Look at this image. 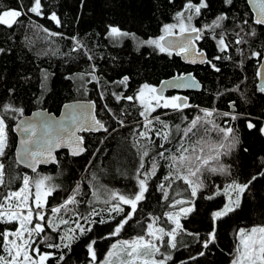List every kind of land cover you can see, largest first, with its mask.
I'll use <instances>...</instances> for the list:
<instances>
[{
  "label": "trees",
  "instance_id": "trees-1",
  "mask_svg": "<svg viewBox=\"0 0 264 264\" xmlns=\"http://www.w3.org/2000/svg\"><path fill=\"white\" fill-rule=\"evenodd\" d=\"M187 2L188 0H42L43 16L37 17L29 13L28 16L21 17L20 23L11 29L0 26V48L4 49L0 52V117L6 115L8 131V147L6 155L0 157V163L6 166V180L17 177L7 188L0 187V192L17 190L22 184L20 178L32 175L17 164L14 155L16 136L12 132V126L22 116L37 109H47L58 114L66 102L95 101L98 118L108 128V132L84 135L87 151L81 157H71L67 152H61L58 153L57 166L39 170L42 174L54 176L52 183L58 186L49 197L50 206L62 203L79 186L76 197L79 203L71 207L72 213L88 215L94 208L100 215L92 216L91 219L107 221L92 225L84 220L80 221L85 227L91 226L92 231L74 243L71 251L63 250L66 264L89 263L90 257L84 246L89 238L96 240V250L100 259H103L109 246L117 239H131L141 234L152 217L166 219L163 213L174 211L169 205L180 198L194 201L195 211L182 219L186 231L178 237L177 248L170 250L172 259L168 264H230L235 231L240 227L264 224V176L260 175L264 172V134L260 132L264 124L252 117L259 102L264 100V94L257 90L255 77L261 57L252 60L253 52L264 51V27L253 22L245 0H232L231 4H227L225 0H207L208 8L202 9V14L193 18L197 27L203 28L211 25L221 14L228 17L223 21V28L204 33V51L219 71L211 70L210 64L197 69L196 77L202 83V91L193 93L191 100L197 107L229 113V104L234 102L237 119L230 121V124L236 129L240 144L220 161L228 168L229 174L207 175L204 178L206 186L197 197H191L190 190L185 191L187 186L181 181L171 183L164 180L169 169L168 162H163L157 155L161 149L148 145L151 149L150 156L143 158L145 168L140 169L139 144H145L146 141L138 136L142 131L139 108L135 106V102H117L113 96V93L135 95L141 85H158L165 79L191 70L174 55H159L145 43L159 38L164 25L175 23V14L182 11ZM192 2L195 4L199 0ZM21 3L28 5L30 0H0V8H16ZM53 12L60 20L59 25L48 18ZM245 20L248 21L247 25L243 23ZM36 22L62 35L48 37ZM110 26L118 27L130 35L110 37ZM236 32L244 37L246 43L235 44L238 38ZM251 32H255V35H250ZM221 35L228 44V52L219 50L218 39ZM73 37L83 45L79 53L72 52L75 46ZM139 43L144 45L140 48ZM88 55L92 57L91 60L87 59ZM93 65L100 83L91 80L88 74ZM80 74H83V79L78 78ZM124 76L129 77L126 86L117 83ZM238 85L239 90L233 91ZM99 86L104 93V102L100 98ZM5 105L22 108L23 113L9 111L5 114ZM108 109H111L113 115L110 116ZM198 114V110L194 108L165 115L164 119L169 125L180 124L184 127L187 121L182 123V117L191 120ZM117 119L124 121L123 127ZM214 119L217 125L223 127L230 118L218 116ZM249 122L255 125L253 129H248ZM153 139L157 144L162 142L154 136ZM166 147L175 151L174 145ZM153 158L158 164L156 175L148 179V191L144 200L138 204L137 213L119 237L109 238V232L123 214L107 213L106 209L115 202H103L106 190L125 195L138 191L139 179L143 178V172L151 169ZM253 176L256 179L246 190L241 207L217 222V240L205 249L202 242L212 228L211 213L221 207L225 199L222 195H216L217 190L223 189L235 179L240 183H247ZM161 183L165 184L168 192L167 201L159 189ZM97 190L101 193L99 200L92 195ZM209 195L214 198L207 199ZM123 207L125 211L129 210L128 206ZM111 216L116 219L112 220ZM70 217L72 216H66L67 219ZM76 218L75 216L74 219ZM188 233H198L199 237ZM49 235L54 236L52 233ZM44 250L48 251L46 248ZM201 252L204 254L200 255ZM59 254L60 252L57 256ZM65 261H61V264H65ZM49 264H56V261L51 260Z\"/></svg>",
  "mask_w": 264,
  "mask_h": 264
},
{
  "label": "snow or ice",
  "instance_id": "snow-or-ice-1",
  "mask_svg": "<svg viewBox=\"0 0 264 264\" xmlns=\"http://www.w3.org/2000/svg\"><path fill=\"white\" fill-rule=\"evenodd\" d=\"M225 2L231 4L232 0H225ZM206 8H208L207 0H199L195 4L192 0H188L183 10L175 14L174 19L177 22L164 25V35L158 39H150L145 43L154 46L161 53L166 52L168 55H172L173 51H175L176 55L188 56L194 53L202 56L203 53L195 52L194 41L202 38L205 29L221 28L223 21L228 18L226 15L221 14L211 25H205L203 28L194 26L191 23L194 16H200L202 9ZM258 9L254 23L264 25V0H260ZM186 12L191 14L186 16ZM29 13L37 17L43 16L42 0H30L28 5L21 3L16 8H0V26L11 29L20 23L21 17L28 16ZM48 18L55 21L57 25L60 24L55 12L51 13ZM243 23L247 25L248 21L245 20ZM175 29H179V35L182 38L180 42L173 43L168 41L165 43L168 37L176 34ZM42 31L48 37L62 35L50 32L47 28H43ZM108 34L113 38L130 35L115 26L109 27ZM192 34L195 35L193 36ZM235 35L238 37L235 40L236 45L246 43L239 32H236ZM250 35L254 36L255 32H251ZM72 39L75 40V37ZM218 45L221 51H225L228 48L223 35L219 37ZM82 49L83 45L78 40H75L72 52L79 53ZM3 51L4 49L0 48V52ZM252 56L264 58V53L253 52ZM221 58L216 57V59ZM87 59L91 60L92 57L88 55ZM191 62H196L194 56ZM207 62L212 64L211 61ZM212 67L219 71V68H216L214 64H212ZM261 67H264V65ZM95 71L96 69L93 65L88 74L91 76V80L100 83ZM78 78L83 79V74H80ZM44 79H47L46 73ZM128 80L129 77L124 76L117 83L126 86ZM184 80L185 77L183 76L176 77L169 86H197L194 83H175V81ZM238 90L239 85L236 89H233V91ZM259 90L264 92V87ZM113 96L117 102L127 100L138 103L141 109L139 115L143 117L142 127L144 131H140L138 136L146 143L139 144V141H137L141 155L140 169L145 168L143 158L148 157L151 151L148 145L161 149L157 152V155L161 159L168 161L167 167L169 169L164 180L171 183L181 181L187 186L185 191L190 190L191 197H197L198 193L206 186L204 178L207 175L229 174L228 168L220 161L223 156L230 155L240 144L236 129L230 124V121L237 119L236 115L229 112L219 113L214 108L201 109L200 111L203 115H197L191 120H187V117L181 118L182 123L187 121L184 127H181L180 124L172 126L162 120L160 116H152V113L156 112L158 108H170L173 111L183 112L184 109L191 107L186 98L178 96L164 97L161 90L148 84L142 85L135 95L113 93ZM4 110L5 114L9 111L23 113L22 108L17 109L11 105H5ZM218 116L230 118L226 120L228 126L221 127L217 125L214 117ZM154 122L160 125L159 129L155 128ZM118 123L121 127L124 126L123 120H119ZM17 127L24 133V137L20 141L21 159L18 162L25 163L33 173L37 172L36 166L40 163L56 162V158L53 155V151L56 148L69 147L72 149L73 156L84 152L86 149L83 147V137L77 136V132L82 130L108 132V128L102 121L90 113L86 116L83 111L79 115L69 114L61 121H51L48 118H44L39 122L26 121ZM247 127L248 129H253L255 125L249 122ZM260 132L264 134V127L260 129ZM213 133L215 134L214 137ZM153 136L158 137L162 142L157 144ZM169 144L174 145L175 151L166 147ZM7 147L8 134L5 115V117H0V157L6 155ZM157 167L158 164L153 158L151 169L142 173L143 178L139 179L138 191L130 195L106 190V198L103 202L105 204L115 202L111 203V207L106 209V211L110 214H123L109 232V238L119 237L125 226L133 219V216L137 213L138 204L144 200L145 193L148 191L147 181L150 177L156 175ZM260 175L264 176V172L260 173ZM16 178L12 177L6 180V166L4 163H0V187L7 188ZM20 179L22 184L17 190L0 192V264H49L51 260H55L56 264H61V261H65L63 250L71 251L74 243L80 240L81 237H86L92 231L91 226L85 227L84 224L80 223L81 220H84L88 225L107 223L103 219L99 221L91 219L92 216L100 215L94 208L88 215H78L73 212V216L77 217L76 219L71 217L65 219L61 215L62 212L66 214L71 211L69 206H75L79 203L76 199L79 194V186L62 204L52 207L49 204L48 197L52 195L58 186L51 183V177L37 173L34 177L24 175ZM93 179H96L94 175ZM255 179L256 177L253 176L252 180L247 183L233 180L224 186L223 189L217 190L216 195H222L225 199L222 206L211 213L212 228L208 232L207 238L202 242L205 249L209 245L215 244L217 240V222L228 217L241 207L242 198L249 185ZM159 189L163 193V198L166 201L169 200L164 183L159 185ZM92 195L99 200L101 193L97 190ZM213 198L214 196L212 195L207 197L209 200ZM186 204L189 206L184 207ZM123 205L128 206L129 210L125 211ZM177 206H179L178 211L163 213V217L166 219L162 220V217L159 216L152 217L151 222L147 224L146 229L141 234L131 239H117L109 246L103 259H100L96 250V240L89 238L84 246L90 257V264H168L172 259L170 250L177 248L178 237L186 231L181 224V217H187L195 211L194 201L191 200L177 199L169 205L173 209H176ZM111 219L115 220L116 217L111 216ZM70 223H73L75 227L62 229V226H67ZM49 233L54 234V236L49 235ZM188 235L199 237L198 233H188ZM41 245H43V248ZM45 248L48 251H45ZM52 250H59L60 254L57 256L56 252ZM203 254V252L200 253V255ZM230 257V264H264V224L238 228L234 233V244Z\"/></svg>",
  "mask_w": 264,
  "mask_h": 264
},
{
  "label": "water",
  "instance_id": "water-1",
  "mask_svg": "<svg viewBox=\"0 0 264 264\" xmlns=\"http://www.w3.org/2000/svg\"><path fill=\"white\" fill-rule=\"evenodd\" d=\"M247 3V6L253 16V22L255 21V18L257 17L258 14V5L260 3V0H245ZM262 27H264V25H261ZM193 36L195 34H192ZM182 38L180 37V35H174L172 37H168L167 40L165 41V43H167L168 41H171L173 43H178L180 42ZM194 49L196 52V46L194 44ZM175 52V51H173ZM193 56L196 60L195 63H192L191 60L193 59ZM182 61L188 65H196V64H200L203 65L204 63L207 62V55L203 53V55H195L194 53L192 55H181ZM203 61V62H202ZM262 65H264V58L261 59L260 65H259V69H258V79H257V90L259 93L264 94V92L260 91L259 89L261 87H264V67H261ZM176 77H180V76H174L168 79L163 80L159 86H158V90L162 91V94L164 95L166 92H171V91H179V92H184V91H190V92H200L202 91V83L196 79L192 74H187L184 75L183 77H185L184 81H175V83L177 84H195L197 86H181V87H171L169 86L173 81L174 78ZM67 106V107H66ZM229 109H230V113L231 114H236L237 113V109L235 108L234 102H231L229 104ZM83 111L84 114L87 116L89 113L91 115H94L97 119L98 115H97V104L95 101H84V100H74V101H69L64 103L58 114L54 113V112H50L47 109H37L32 111L30 114L22 116L21 118H19L12 126V132L13 134L16 136V146H15V150H14V155H15V160L17 162V164L24 168L25 170L29 171L32 174H35L32 172V170L30 168L27 167V165L23 162H18L21 157H20V151H21V144L20 141L21 139L24 137V133L17 127L18 125H22L23 122L26 121H32V122H39L41 119L44 118H48L51 121H61L63 120L65 117H67L69 114H76L79 115L80 112ZM99 133H104V131L100 130V131H96V130H82L76 133L77 136H81L83 137V147L86 149L84 152H82L80 155H76L73 156L72 155V149L66 146H62L59 148L54 149L53 151V155L56 158V162H49V163H40L36 166L37 168V172H39V170L41 168H50L52 166H57L58 165V153L61 152H67L69 156L71 157H81L82 155H84L87 151L86 148V139H85V134H99Z\"/></svg>",
  "mask_w": 264,
  "mask_h": 264
},
{
  "label": "rangeland",
  "instance_id": "rangeland-1",
  "mask_svg": "<svg viewBox=\"0 0 264 264\" xmlns=\"http://www.w3.org/2000/svg\"><path fill=\"white\" fill-rule=\"evenodd\" d=\"M186 15V14H185ZM187 16V15H186ZM177 21H175V23H176ZM37 24L36 25H38V26H40L42 29L43 28H45L43 25H39V23L38 22H36ZM193 25H196V22L195 21H193L192 20V22H191ZM35 24V23H34ZM174 24V23H173ZM212 24V23H211ZM210 25V24H209ZM221 28H223V27H221ZM220 28V29H221ZM215 29H218V28H215ZM215 29H211V28H209V29H205V31H204V33H206L207 31L209 32V33H212L211 31H215ZM50 31V30H49ZM175 32H179V29H175L174 30ZM50 32H53V31H50ZM204 33H203V36H202V38H201V42L203 41V39H204ZM162 35H164V32L162 31V34L160 35V36H162ZM155 39H158V38H155ZM74 43H75V41H74ZM81 44V43H80ZM141 45H144V44H138V46L141 48ZM147 46L148 47H150L152 50H154L155 52H158L159 50L158 49H156V48H154V46H152V45H149V44H147ZM220 50V49H219ZM225 51H229V47L225 50ZM225 51H221L220 50V52H225ZM263 53H264V51H263ZM252 60H255V58H257V57H255V56H252ZM258 65V67H259V64H257ZM255 70V69H254ZM257 75V76H256ZM255 77H256V84H257V79H258V68H257V70H256V74H255ZM149 85V84H148ZM142 86V85H141ZM140 86V87H141ZM98 91H99V94H100V98L101 97H103V98H101V100L104 102V93H103V91H102V89H100V86H99V88H98ZM135 106L137 107V108H139V111L141 110L140 109V107H139V104L138 103H135ZM195 109H197L198 110V112H199V114L198 115H203V113L200 111L201 109H209V108H195ZM108 111H109V109H108ZM164 112V111H163ZM217 112H219V113H223V112H220V111H217ZM109 114H110V116L111 115H113V113L111 112V111H109ZM165 115H167V113H165L164 112V114L163 115H160V118L162 119V120H164L165 121ZM234 115H236V114H234ZM252 117L254 118V119H258V120H261L262 122H263V124H264V100H261L260 102H259V105H258V107L254 110V112L252 113ZM117 122L119 121L118 119L116 120ZM143 117H141V120H140V122L139 123H141V124H143ZM226 122V121H225ZM154 125H155V128H157V129H159V127H160V125L158 124V123H155L154 122ZM223 127H226V124H223ZM142 129V131H144V129H143V127L141 128ZM7 134H8V131H7ZM151 135V134H150ZM213 135V137L215 136V134L213 133L212 134ZM156 138H158V137H156ZM150 156V155H149ZM160 160H163V162H166V160H164V159H161L160 158ZM168 162V161H167ZM40 175H43V176H49V177H51L52 178V180H51V183H52V181H53V179H54V176H51V174H47V173H44V174H42V172H38ZM144 173V172H143ZM36 174L37 173H35V174H32V175H29V176H36ZM53 184V183H52ZM229 184V183H228ZM75 190V189H74ZM201 192V191H200ZM199 192V193H200ZM73 194V192L70 194V195H72ZM69 195V196H70ZM50 197V196H49ZM49 197H48V201H49ZM180 199H184V200H188L189 198H180ZM190 200V199H189ZM64 202V201H63ZM62 202V203H63ZM62 203H60V204H62ZM60 204H58V205H55V206H59ZM55 206H52V207H55ZM189 205H184V207H188ZM70 207V209H71V207L72 206H69ZM179 210V206H177V208L174 210V211H178ZM107 213H109V212H107ZM110 214V213H109ZM111 214H114L115 215V213H111ZM61 215H63L64 216V218L65 219H67L66 218V216H72L71 218L72 219H74L75 218V216H73V213H72V209H71V211H70V214L68 215L67 213L65 214V213H61ZM183 218H185V217H181V221H182V219ZM181 224H182V222H181ZM68 227H75V225L73 224V223H70L69 225H67V226H62V229L63 228H68ZM49 234H51V233H49ZM163 250V249H162ZM52 251H55L56 252V254L58 253V252H60L59 250H52ZM88 264H90V261H89V263Z\"/></svg>",
  "mask_w": 264,
  "mask_h": 264
},
{
  "label": "flooded vegetation",
  "instance_id": "flooded-vegetation-1",
  "mask_svg": "<svg viewBox=\"0 0 264 264\" xmlns=\"http://www.w3.org/2000/svg\"><path fill=\"white\" fill-rule=\"evenodd\" d=\"M194 26H196L197 27V25H194ZM176 34L175 35H179V32H175ZM194 44H195V46H196V52H198V53H204V54H206L207 55V53L204 51V46H203V43L201 42V39L200 40H196V41H194ZM158 54L159 55H164V56H168V54L165 52V53H161V52H159L158 51ZM172 55H174L176 58H178V59H180V61L183 63V64H185L187 67H189L191 70H186L187 72H183V73H179V74H176V76H184V75H187V74H192L196 79H198L197 77H196V71H197V69L199 70L200 69V67H205L206 65H209V63L208 62H206V63H204L203 65H200V64H196V65H188V64H186V63H184L183 61H182V58H181V55H176V53L175 52H173L172 53ZM262 59V58H261ZM207 61H211L212 62V64H214L213 63V61L212 60H210L209 59V57H208V55H207ZM261 62V61H260ZM212 64H210V66H211V70H215V68H213L212 67ZM215 65V64H214ZM260 65V64H259ZM258 69H259V67H258ZM199 80V79H198ZM162 82V81H161ZM161 82H159L158 83V85H151V84H149L150 86H153V87H155V88H158V86H159V84L161 83ZM193 93H195V92H190V91H184V92H179V91H169V92H166L163 96L164 97H168V98H170V97H173V96H178V97H181V98H186L187 99V102H188V104L189 105H191V107H189V108H186V109H184L183 110V112H186V111H189V110H192V109H194V108H196L197 106H195L194 104H192V94ZM197 108H199V107H197ZM236 108V107H235ZM168 112L167 113V115H169V114H172V113H174V112H177V111H173L172 109H163V108H158L157 110H156V112H154V113H152V116H160V115H163L162 114V112Z\"/></svg>",
  "mask_w": 264,
  "mask_h": 264
},
{
  "label": "bare ground",
  "instance_id": "bare-ground-1",
  "mask_svg": "<svg viewBox=\"0 0 264 264\" xmlns=\"http://www.w3.org/2000/svg\"><path fill=\"white\" fill-rule=\"evenodd\" d=\"M236 180V179H235Z\"/></svg>",
  "mask_w": 264,
  "mask_h": 264
},
{
  "label": "built area",
  "instance_id": "built-area-1",
  "mask_svg": "<svg viewBox=\"0 0 264 264\" xmlns=\"http://www.w3.org/2000/svg\"><path fill=\"white\" fill-rule=\"evenodd\" d=\"M264 127V126H263Z\"/></svg>",
  "mask_w": 264,
  "mask_h": 264
}]
</instances>
